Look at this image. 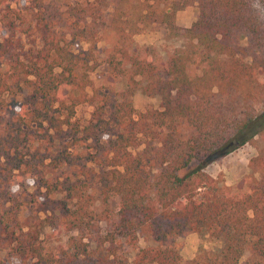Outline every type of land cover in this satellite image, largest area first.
Segmentation results:
<instances>
[{
	"label": "trees",
	"instance_id": "trees-1",
	"mask_svg": "<svg viewBox=\"0 0 264 264\" xmlns=\"http://www.w3.org/2000/svg\"><path fill=\"white\" fill-rule=\"evenodd\" d=\"M135 2L147 6L133 19L120 6ZM193 4L179 29L175 13ZM151 23L181 30L183 47L161 58L135 46ZM102 35L126 81L112 96L88 77ZM136 91L157 108L136 112ZM80 104L92 107L83 124ZM245 144L258 150L243 186L204 172ZM46 228L75 235L51 251ZM190 233L220 248L183 262L173 243ZM263 261L264 0H0V264Z\"/></svg>",
	"mask_w": 264,
	"mask_h": 264
},
{
	"label": "rangeland",
	"instance_id": "rangeland-1",
	"mask_svg": "<svg viewBox=\"0 0 264 264\" xmlns=\"http://www.w3.org/2000/svg\"><path fill=\"white\" fill-rule=\"evenodd\" d=\"M42 1L44 3L51 4L53 2L55 4L59 3L62 5L65 2H71L72 0ZM164 3L165 2L162 4ZM146 6L147 4L142 2H135L128 6L121 4L120 7L121 10H125L127 8L130 12L129 14L132 15V18L136 19L134 16L136 12L140 10H146ZM196 13L197 10L195 4L177 11L174 15V23L176 27L179 29L188 28L195 20ZM138 25L141 28L140 31L133 36L134 45L137 47H147L161 58H165L174 49L182 48L185 43V39L181 30L169 31L162 24L158 23H151L145 25L144 27L141 24ZM24 41H26V39H24ZM110 41V36L102 35L101 39L96 43V48L94 50V56L96 57L97 61L96 68L88 74L92 85L91 87L108 96H112L113 91L117 92L123 90L125 88L126 82L125 79L119 75L113 78L112 70H110V68H108L104 62V49L108 46ZM84 47L85 46L83 45V48ZM91 87L86 88V91L89 92ZM131 103L136 112L144 111L148 108H157L158 106L157 98L146 97L140 94L139 91L133 93L131 96ZM91 110V106L80 104L75 109L74 118L79 124H83L88 120ZM257 150L258 149L256 146L245 144L227 154L218 162L207 165L204 168V172L213 179H217L220 185L222 184L231 187H241L246 183L248 175L251 174V171L247 167L248 160L257 153ZM85 151H87L86 147L78 146L73 152L80 153L81 157L85 159ZM85 166L93 168L95 172L101 171V168L90 163H86ZM69 172L70 171L68 167H62L56 171V174L60 176L59 178H61L62 176L67 175ZM110 208L112 213L116 212L115 203H111ZM95 209L98 208L96 207ZM29 215L30 209L27 207L23 208L20 212V216L22 218H25ZM101 227H103V225ZM70 235H75V232L65 233L58 229L52 230L50 228H46L41 234V240L45 248L52 251L55 247L65 243L67 237ZM145 245L146 244L142 240H139L137 247H144ZM173 246L179 253L182 261L186 263L203 254L210 255L214 252H217L220 248V244L217 240L201 233H190L181 237H177L174 239ZM246 257L247 253L243 255L241 262H243ZM262 264H264V261Z\"/></svg>",
	"mask_w": 264,
	"mask_h": 264
}]
</instances>
